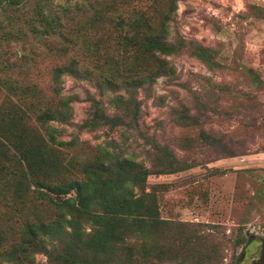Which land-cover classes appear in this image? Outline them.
<instances>
[{
	"label": "rangeland",
	"instance_id": "rangeland-1",
	"mask_svg": "<svg viewBox=\"0 0 264 264\" xmlns=\"http://www.w3.org/2000/svg\"><path fill=\"white\" fill-rule=\"evenodd\" d=\"M103 4L96 5L101 14L86 9L67 22L76 49L61 48L58 36L3 42L0 107L23 109L37 131L47 138L51 131L66 144L61 158H72L77 166L102 148L152 168L158 163L153 146H167L179 161L194 166L149 175L146 191H156L161 218L184 223L187 235L197 233L204 245L217 247L201 262L193 256L185 264H230L235 257L239 264H264V0H176L164 37L171 52L160 55L169 67L135 89L121 82L151 68L147 56L137 51L130 59L111 60L116 51L106 33L117 31L108 25L113 15ZM167 8L160 4V13ZM12 11L0 17L9 18ZM118 11L128 13L126 7ZM95 31L109 53L100 60L81 55L75 73L55 76L53 69L87 49L84 35ZM197 47L211 49L212 69L196 55ZM38 105L68 114L40 125ZM96 108L122 119L112 124L95 119L92 127ZM240 234L251 242L235 246ZM34 264H48L47 257L36 253Z\"/></svg>",
	"mask_w": 264,
	"mask_h": 264
},
{
	"label": "trees",
	"instance_id": "trees-1",
	"mask_svg": "<svg viewBox=\"0 0 264 264\" xmlns=\"http://www.w3.org/2000/svg\"><path fill=\"white\" fill-rule=\"evenodd\" d=\"M29 1L0 0V16L14 10L9 18L0 17V46L7 41L24 43L29 35L42 42L58 36L61 48L76 49L79 44L67 35V22L86 9L101 14L96 5L104 3L113 15L107 17L108 25L117 31L106 33L116 51L111 60L130 59L140 51L151 67L133 79L124 78L121 83L127 89L151 83L169 67L160 55L171 52L164 37L176 0H34L25 13ZM163 3L168 8L161 14ZM121 7L128 13L119 12ZM100 39L103 35L96 31L84 35L87 49L81 47V52L56 66L54 75L75 73L81 55L95 60L107 55L108 46H100ZM195 52L213 68L211 49L197 47ZM153 68L154 74H148ZM123 103L124 109L129 108L127 100ZM37 110L35 120L40 125L68 114L43 105ZM95 119L112 124L122 118L96 108L92 127L97 125ZM28 121L23 109L0 107V264H34L36 253L44 254L48 264H185V258L199 256L201 262L203 255L215 251V245H204L201 235H187L184 223L161 218L156 191H146L149 175L194 166L179 161L167 146H153L158 163L152 168L102 148L95 158L77 166L76 160L61 158L64 142L51 131L47 138ZM244 242L251 241L240 234L234 245ZM236 258L230 264H239Z\"/></svg>",
	"mask_w": 264,
	"mask_h": 264
}]
</instances>
